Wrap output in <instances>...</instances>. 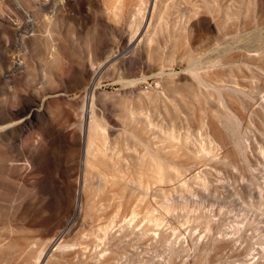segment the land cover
I'll use <instances>...</instances> for the list:
<instances>
[{"label": "rangeland", "instance_id": "rangeland-1", "mask_svg": "<svg viewBox=\"0 0 264 264\" xmlns=\"http://www.w3.org/2000/svg\"><path fill=\"white\" fill-rule=\"evenodd\" d=\"M0 264H264V0H0Z\"/></svg>", "mask_w": 264, "mask_h": 264}, {"label": "bare ground", "instance_id": "bare-ground-1", "mask_svg": "<svg viewBox=\"0 0 264 264\" xmlns=\"http://www.w3.org/2000/svg\"><path fill=\"white\" fill-rule=\"evenodd\" d=\"M92 134V133H91ZM93 135V134H92ZM93 137V136H92ZM92 141H94V140H92ZM91 143V142H90ZM94 145V144H93ZM92 146V145H91ZM90 151V150H89ZM90 152H87V154H89ZM95 153V152H94Z\"/></svg>", "mask_w": 264, "mask_h": 264}]
</instances>
